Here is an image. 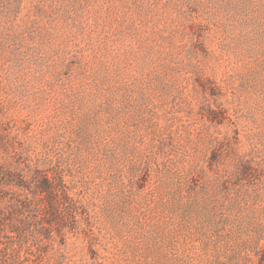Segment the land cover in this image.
<instances>
[{"label": "rangeland", "instance_id": "1", "mask_svg": "<svg viewBox=\"0 0 264 264\" xmlns=\"http://www.w3.org/2000/svg\"><path fill=\"white\" fill-rule=\"evenodd\" d=\"M0 169L83 207L15 264H264V0H0Z\"/></svg>", "mask_w": 264, "mask_h": 264}, {"label": "trees", "instance_id": "2", "mask_svg": "<svg viewBox=\"0 0 264 264\" xmlns=\"http://www.w3.org/2000/svg\"><path fill=\"white\" fill-rule=\"evenodd\" d=\"M248 171L243 167L240 176ZM32 173L31 179L25 180L9 170L0 169V264L16 263L15 256L22 252L28 241L30 226L42 235L38 227L47 217L50 218L48 225L61 226L65 216L83 211L81 204L68 194L60 173L55 177L37 169ZM7 233L14 240H8Z\"/></svg>", "mask_w": 264, "mask_h": 264}]
</instances>
